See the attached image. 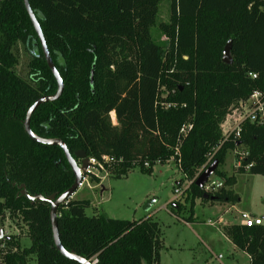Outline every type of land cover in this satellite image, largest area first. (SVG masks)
<instances>
[{
	"label": "trees",
	"instance_id": "1",
	"mask_svg": "<svg viewBox=\"0 0 264 264\" xmlns=\"http://www.w3.org/2000/svg\"><path fill=\"white\" fill-rule=\"evenodd\" d=\"M162 1L29 0L64 81L60 98L34 111L31 128L40 137L63 140L79 163V150L122 158L112 171L118 178L137 166L152 173L179 150V170L193 180L184 191L192 221L196 200L210 201L195 179L208 152L216 150L215 174L224 181L209 193L212 202L240 200L235 175L220 169L237 143L248 151L238 170L264 175V125L245 121L241 136L225 142L221 130L233 105L256 89L264 92V0H170V20L159 22L166 41L151 33ZM230 40L228 64L222 57ZM20 43L31 54L28 78L16 70ZM57 88L24 0H0V214L19 217L32 242L21 247L13 235L0 240L7 247L0 264H27L30 255L35 264H80L55 246L50 203L21 195L23 184L29 194L44 196H59L74 184L63 148L33 140L24 127L29 107ZM187 121L192 128L182 135ZM90 204L71 198L60 205L66 250L91 262L97 258L95 264H160L157 221L90 216ZM173 207L181 209L180 201ZM225 232L251 264H264V223L230 224Z\"/></svg>",
	"mask_w": 264,
	"mask_h": 264
},
{
	"label": "rangeland",
	"instance_id": "2",
	"mask_svg": "<svg viewBox=\"0 0 264 264\" xmlns=\"http://www.w3.org/2000/svg\"><path fill=\"white\" fill-rule=\"evenodd\" d=\"M170 4V0L160 3L158 21L151 28L155 40L168 39L159 22L170 20ZM17 47L19 62L16 70L22 77L28 78L31 54L21 43ZM113 123H117L115 115ZM246 150L245 146L229 150L225 163L220 166L228 175H235L233 188L240 200L233 203L197 199L191 224L185 222L191 210L184 193L174 199L177 182L186 183V178L173 161L155 164L152 173L142 171L139 166L119 178L110 173L99 184L96 182L94 188V184L85 185L73 197L90 201V207L86 209L90 216L99 213L129 220L152 217L162 230L160 264H251L249 255L236 247L225 232L227 224H242L241 212L264 219V175L242 172L235 166L239 153ZM212 177L219 178L216 174ZM176 201H180L181 209L173 207ZM0 229L4 230L5 236L16 237L21 247L32 243L27 226L9 211L0 214ZM27 264H35V255L28 257Z\"/></svg>",
	"mask_w": 264,
	"mask_h": 264
},
{
	"label": "built area",
	"instance_id": "3",
	"mask_svg": "<svg viewBox=\"0 0 264 264\" xmlns=\"http://www.w3.org/2000/svg\"><path fill=\"white\" fill-rule=\"evenodd\" d=\"M256 77V74L252 75ZM177 106V104L170 103L168 107ZM116 114L115 111L111 112V117L113 121V117ZM245 121H251L253 123L264 125V92L261 90H254L251 95L245 99L241 100L238 104H235L231 107L230 111L226 115L225 119L221 123V130L223 136V142L228 141L230 139L237 140L241 136L242 125ZM115 124V123H114ZM192 128L191 121L185 122L181 127V134L186 135L188 131ZM221 145L216 147L219 148ZM240 145H237L239 147ZM236 147V148H237ZM235 148V149H236ZM216 150L208 152L207 159L205 164L201 167L199 173L196 175V178L200 175V173L211 164L214 159V155ZM248 154V151H243L239 153L235 160V166L240 168L242 166V160L245 155ZM177 159V160H176ZM89 164L85 170L81 172V180L78 183L77 190L81 189L85 185L95 187V184H99L105 177L109 176L110 173L115 169V167L122 161V158H118L113 155H103L101 158L95 156H88ZM169 161L176 162L177 167L180 169L182 165L181 161V153L177 150V154L173 155ZM145 167H149V163L146 162ZM251 165H247L246 169H249ZM186 178V183L181 186H175V193L177 194L174 199H178L184 193L185 189L193 182L192 179H189L185 173H183ZM224 186V181L219 178H213L212 176L208 179V181L204 184L203 189L206 193H215L220 188ZM76 193V192H75ZM74 193V194H75ZM73 194V195H74ZM73 197V196H72ZM240 216L242 218V224L246 226H254L261 225L264 223L263 217L252 215L248 212H241ZM5 243L0 245L1 253L0 256H3L6 252ZM98 259L94 258L92 263H97Z\"/></svg>",
	"mask_w": 264,
	"mask_h": 264
},
{
	"label": "water",
	"instance_id": "4",
	"mask_svg": "<svg viewBox=\"0 0 264 264\" xmlns=\"http://www.w3.org/2000/svg\"><path fill=\"white\" fill-rule=\"evenodd\" d=\"M26 9L29 13V16L33 22V25L35 27V30L39 36L40 39V43L42 45V50H43V54L44 57L47 61L48 66L51 68L57 83H58V88L55 94L52 95H44L39 97L27 110V114H26V119L24 121V127L26 132L28 133V135L35 141L39 142V143H43V144H48V145H57L63 148L65 155L69 161V164L75 174V181L74 184L68 189L66 190L64 193H62L61 195L57 196L56 194H52L49 196H44L42 194H35V195H31L28 193L25 185H22V190H21V195L25 196L27 199L31 200V203H35L36 200H42V201H47L48 203H50L51 207H50V217H51V223H52V229H53V233H54V241H55V246L58 248V250L67 258L76 260L77 262H79L80 264H93L90 260H87L86 258L76 254L73 251H68L64 248L61 239H60V235H59V229H58V221H57V217H58V209L60 207V205H62L63 203L67 202L69 199L72 198L73 194L76 192L78 183L81 180V172L83 170L86 169V167L89 164L88 161V154L84 151V150H79L75 153L77 158L81 159V162L79 163L74 156L70 153V151L68 150V147L66 145V143L58 138H45V137H40L39 135H37L31 128V116L34 113V111L43 103L45 102H50V101H55L57 99L60 98V96L63 93L64 90V81L63 78L61 77L56 65L54 64L52 57L50 55V52L48 50V46L46 43V39L44 36V33L42 31L41 25L38 21V19L36 18V15L34 14L29 0H24ZM231 47H232V43L231 40L227 43V45L224 48L223 51V61L225 63L231 64L232 63V55H231ZM237 145H240V143H237ZM219 166V161L218 160H214L209 166H207L198 176V178L196 179V185H198L200 188H203L204 184L208 181V179L215 174L216 169ZM204 198L205 199H209L210 201L214 200L215 197L214 196H210V194L205 193L204 194ZM8 237L5 236L4 230L0 229V240Z\"/></svg>",
	"mask_w": 264,
	"mask_h": 264
},
{
	"label": "crops",
	"instance_id": "5",
	"mask_svg": "<svg viewBox=\"0 0 264 264\" xmlns=\"http://www.w3.org/2000/svg\"><path fill=\"white\" fill-rule=\"evenodd\" d=\"M72 199H75V198L72 197ZM95 211H97V209H95ZM97 214H99V213H97ZM105 215L108 216V217H111V216H109V215H107V214H105ZM111 218H113V217H111ZM143 218H147V217H143ZM193 218H194V217H193ZM134 220H137V219H134ZM185 222H187V223H189V224L192 223V221H188L187 218H186ZM237 224H239V223H237ZM227 225H230V224H227Z\"/></svg>",
	"mask_w": 264,
	"mask_h": 264
}]
</instances>
